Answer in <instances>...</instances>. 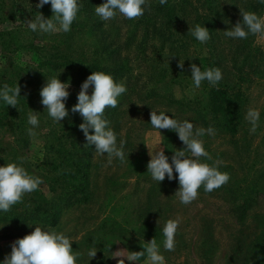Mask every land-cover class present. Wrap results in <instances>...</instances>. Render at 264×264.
<instances>
[{
  "label": "rangeland",
  "instance_id": "1",
  "mask_svg": "<svg viewBox=\"0 0 264 264\" xmlns=\"http://www.w3.org/2000/svg\"><path fill=\"white\" fill-rule=\"evenodd\" d=\"M97 1L91 2L95 20L100 19L95 14V7L106 2ZM38 3L39 0H0V72L7 66L3 59L5 54L2 46L5 39L14 34L19 39L22 36V42L29 43L32 35H29L30 29L25 21L33 19L38 12L45 18L53 15L45 12L43 8H37ZM221 3L225 8L228 7L235 20H242L239 12L242 5L239 0H221ZM259 16L264 17V11ZM121 18L118 15L115 19L103 21V26L105 29H112L116 36L121 26L127 27L121 22ZM77 22L80 24L76 29L81 30L75 41V48L90 54L89 49L97 46L98 41L95 33L89 31L92 19L81 12L77 16ZM123 31L125 33L126 29ZM2 33L6 35L2 36ZM19 33L21 35H17ZM59 33L62 32L44 34L42 44L45 50L48 51L57 44L55 37ZM58 39L62 41L59 43L61 48L65 49L67 44L64 43V36H59ZM70 42L72 40L67 43ZM254 46L257 48V56L264 60V39L255 36ZM190 52L198 55L201 49L193 46ZM14 59L20 66L33 61L31 54H16ZM161 60L164 65L174 63L172 51H166ZM248 78L242 86L244 124L241 132L233 137L216 126L213 127L216 133L214 136L206 134L200 138L204 142L205 150L212 157V160L201 157V162L211 165L213 161H222L219 170L230 174L227 184L211 193H206L202 186L198 190L197 199L184 205L175 196L179 189L178 179L170 181L166 176L160 183L154 181L147 172V164L151 159L149 152L164 149L171 163L174 151L185 146L174 131L152 127V110L157 114L165 112L170 118L181 122L188 120L195 128L207 129L213 123L209 120L207 127L194 112L170 105L164 99L144 101L142 93L125 98L120 96L121 104L110 127L117 134V144L121 140L125 142V162L114 158L109 164L107 154L101 156L94 152L89 187L77 195L78 202L75 205L64 210L56 227L37 222L13 224L0 221V264L11 253L12 243L30 234L35 226L52 228L68 236L73 250L82 253L77 264H118L122 257H114L117 251H121L125 257L128 251H143L142 246L153 238L160 245L165 264H264V261L259 262L258 255L254 257V252L250 255L254 248L251 241L262 229L261 221L257 220L264 219V67L259 73L252 75V78ZM166 84L178 99L186 97L196 104H207V93L201 87L194 88L191 76H184L176 71L170 75ZM80 89L81 85L74 84L70 85L68 91L70 95L77 97ZM249 108L260 112L259 127L255 133H250L251 124L245 119ZM0 139L4 144L13 147V139L4 131L1 132ZM41 147V140L35 139L33 146L22 155L26 158L25 163L32 165L34 172L35 166H39L43 160ZM173 175H178L175 170ZM261 175L260 193L246 219L239 222L235 202L224 187L241 188L249 180ZM48 185L44 186L45 191H48ZM177 217L182 222L175 236V250L165 251L163 227L169 219ZM93 247L97 248V254L90 259L88 251ZM123 259L125 264H135Z\"/></svg>",
  "mask_w": 264,
  "mask_h": 264
},
{
  "label": "trees",
  "instance_id": "2",
  "mask_svg": "<svg viewBox=\"0 0 264 264\" xmlns=\"http://www.w3.org/2000/svg\"><path fill=\"white\" fill-rule=\"evenodd\" d=\"M91 2L93 0H78L83 5L78 15L86 13L92 19L89 31L98 38L97 46L89 49L90 54L75 48L81 30L76 29L80 24L77 19L69 32L56 35L57 44L48 51L42 44L45 35L31 30L29 43L22 42V36L19 39L13 34L2 45L7 66L0 72V88L5 84L14 87L18 83L21 97L17 108L7 106L0 100V134L4 131L14 141L13 147H10L0 139V166L19 163V159H16L33 146L35 139H39L42 142V163L35 166V172L30 163H24L23 166L29 174L41 177L44 183L38 190L26 194L23 201L13 205L10 211H0V221L13 224L37 222L56 227L64 210L75 205L78 202L77 195L89 187L94 146H85L87 141L79 128L83 118L79 113L71 112L77 97L69 95L65 102L69 115L60 123L49 117L41 103L40 90L51 77H58L61 82L70 85H82L92 72H105L112 75L115 82L125 83L127 91L121 97L142 93L144 101L164 99L170 105L194 112L207 127L210 120L213 123L211 127L218 126L229 136L236 137L241 132L244 124L242 86L249 80L248 76L252 78V75L262 70L264 60L257 56L254 35L250 34L247 39H233L224 35V31L242 20H235L228 7L222 6L221 0H167L163 6L159 0H150L151 10L146 9L142 17L136 20L121 18L127 27L121 26L116 36L112 29H105L103 21L94 19ZM239 2L242 5L240 8L255 12L258 16L264 11V4L259 0ZM42 8L53 14L49 4ZM197 24L210 31L211 39L207 43L202 44L188 34L189 28ZM124 29L127 32L124 33ZM59 36H64V43L67 44L65 49L59 45L62 42ZM37 40L40 43L36 44ZM193 46L200 47L202 53L193 55L190 52ZM168 50L172 51L175 62L164 65L161 58ZM16 54H31L33 61L20 66L14 61ZM180 60L184 62L183 69L177 67ZM193 63L201 67L202 71L212 67L222 71L223 79L217 86L202 82L201 88L207 93L205 105L196 104L186 97L178 99L166 84L176 71L191 76L190 65ZM120 104L118 97V106L105 110V118L110 124ZM31 110L38 113L39 119V126L34 129L37 133L35 137L29 136L27 132L32 127L27 122ZM92 131L90 129V134ZM262 177L249 180L241 188L224 187L235 202L239 222H243L252 209L261 190ZM46 184H49L48 191H45ZM257 221H261L262 229L251 241L254 248L250 255L254 252V257L258 255L259 262H263L264 219Z\"/></svg>",
  "mask_w": 264,
  "mask_h": 264
},
{
  "label": "clouds",
  "instance_id": "3",
  "mask_svg": "<svg viewBox=\"0 0 264 264\" xmlns=\"http://www.w3.org/2000/svg\"><path fill=\"white\" fill-rule=\"evenodd\" d=\"M264 4V0H259ZM167 0H159L161 6ZM50 4L53 15L45 18L39 13L31 20L25 21L32 32L41 34H53L57 32L67 33L71 30V25L77 19L78 12L83 5L78 0H39L37 8ZM151 10L150 0H106V2L95 7V14L102 21H110L122 16L128 20H136L145 14V10ZM242 21L224 31V35L233 39H247L254 35L259 39H264V17L258 16L255 12L246 11L239 8ZM188 34L197 41L204 44L210 39V31L200 24L194 28H189ZM178 68H184V62L179 61ZM191 78L194 88H200L203 81H207L211 86H217L223 79L220 68L212 67L201 70L195 63L190 65ZM42 73V72H41ZM92 88L89 95V88ZM70 83L61 82L58 77L47 79L45 85L40 90L41 103L45 106L49 117L56 123H60L68 117L69 111L65 102L69 98ZM127 88L123 81L115 82L112 75L105 72H92L82 83L77 95V103L71 108L72 113H79L83 118V123L79 125L80 130L86 138V147L94 146L98 155L107 154L108 163L111 164L114 158L125 162L124 146L125 142L117 144V134L110 127V121L105 118L107 108L118 106V97L126 93ZM21 88L18 83L14 87L7 84L0 88V100L7 106L17 108ZM245 119L251 124L250 133H255L259 127L260 112L257 109L249 108ZM28 124L32 127L27 129L28 135L36 136L35 128L39 126L38 113L31 110L28 114ZM150 124L157 130L167 129L177 133L180 141L185 146L181 150H175L174 155L169 158L165 155L164 149L149 152L151 159L147 164V172L151 174L154 181L162 182L167 176L168 180L178 179L179 189L175 196L184 205L191 204L198 197V190L203 186L206 193L219 189L230 180V174L219 170L222 161H213L210 165L201 162V157L212 160L211 155L205 150L201 137L204 135L214 136L215 129L209 126L205 128H195L188 120L179 121L170 118L165 112L157 114L156 111L150 113ZM90 129L93 130L90 134ZM160 132V131H159ZM129 157V154H128ZM19 163H7L0 166V211L8 212L11 207L23 201L26 194H30L39 189L44 183L39 176L29 174L23 164L25 157H19ZM129 161V158H128ZM178 175L174 177L173 172ZM181 218L169 219L163 227V248L165 251L175 250V236L181 223ZM143 251H128L125 257L121 251H117L114 257H122L118 264H125L128 261L135 264H165V257L160 252V245L153 238L142 246ZM97 254V248L93 247L88 251L90 259ZM82 253L74 251L71 239L63 232L43 226H35L34 231L23 238L15 240L11 245V253L7 255L3 264H77V259ZM144 258L143 260L141 258Z\"/></svg>",
  "mask_w": 264,
  "mask_h": 264
}]
</instances>
